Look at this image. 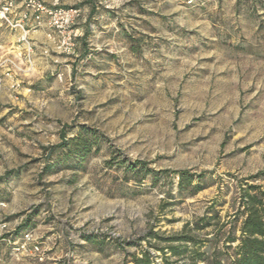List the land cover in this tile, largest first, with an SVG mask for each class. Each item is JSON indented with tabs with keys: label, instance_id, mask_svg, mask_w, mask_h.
Masks as SVG:
<instances>
[{
	"label": "rangeland",
	"instance_id": "obj_1",
	"mask_svg": "<svg viewBox=\"0 0 264 264\" xmlns=\"http://www.w3.org/2000/svg\"><path fill=\"white\" fill-rule=\"evenodd\" d=\"M75 4L88 20L80 51L51 58L38 44L21 113L0 120V264H124L141 249L160 263L159 239L211 207L239 236L240 187L264 191V0ZM65 126L68 147L47 160ZM176 171L204 174L205 189L179 195ZM25 231L43 261L12 251Z\"/></svg>",
	"mask_w": 264,
	"mask_h": 264
},
{
	"label": "trees",
	"instance_id": "obj_2",
	"mask_svg": "<svg viewBox=\"0 0 264 264\" xmlns=\"http://www.w3.org/2000/svg\"><path fill=\"white\" fill-rule=\"evenodd\" d=\"M76 7L81 8L80 6ZM79 38L77 39V49L79 48ZM68 128L66 126L63 127L61 133L63 136L62 142L47 150V160L58 149L68 147V141L64 136ZM81 132L95 136L92 130L85 127L81 129ZM74 147L76 148L74 155L77 157L81 154H88L90 151L87 141L76 143ZM142 166L143 164L139 162L131 163L128 172L138 177L143 170ZM50 170H52V167L47 164L45 171L49 172ZM150 173L154 174L153 178L156 181L158 175H167L171 172L148 171L149 175ZM173 173L179 179V195L186 194L189 197H194L205 189L203 184L205 179L204 174L197 176L188 171H176ZM12 174L13 172L10 171L6 176ZM259 177L260 175L254 178ZM4 179L5 177L0 178V182ZM210 213L212 216H210ZM234 216H236V221L242 219L239 236L231 228L226 232L227 226L233 222L221 224L217 212L211 207L202 218L185 224L180 233L168 238L159 239L166 243V247H153L160 253V263L157 262L158 257L152 254L149 249H141L138 253L129 255L130 261H125L124 264H179L180 259L184 257H187L191 263L182 264H198V262H202L203 264H264V191L261 190L260 186L240 187ZM214 220L216 223L213 225L212 221ZM211 227H214V230L210 234H205L206 236L211 235V238L199 240L193 234L194 232L206 231ZM25 233H28V231L19 233L17 238L21 235L23 236ZM234 244L236 245L233 246ZM203 248H208V251L202 252ZM172 257L178 259L173 261Z\"/></svg>",
	"mask_w": 264,
	"mask_h": 264
},
{
	"label": "built area",
	"instance_id": "obj_3",
	"mask_svg": "<svg viewBox=\"0 0 264 264\" xmlns=\"http://www.w3.org/2000/svg\"><path fill=\"white\" fill-rule=\"evenodd\" d=\"M83 16L82 8L64 6L62 0H0V26L16 37V47L9 52L0 45V91L7 84L13 98L19 99L23 77L33 68L38 44L43 56L75 58L80 36L77 26ZM38 33H43L42 43ZM56 79L62 82L63 73L57 72ZM13 246V252L30 250L39 261L44 260L43 249L31 232Z\"/></svg>",
	"mask_w": 264,
	"mask_h": 264
},
{
	"label": "crops",
	"instance_id": "obj_4",
	"mask_svg": "<svg viewBox=\"0 0 264 264\" xmlns=\"http://www.w3.org/2000/svg\"><path fill=\"white\" fill-rule=\"evenodd\" d=\"M76 0H62V4L64 6H76L75 4ZM95 5V1L91 2L90 4H87L88 7ZM86 10V9H85ZM87 17L84 15L83 18L81 19V21L78 23V32L80 35L79 38V48L78 50L80 51V46L84 41V38L86 36V25H87ZM85 25V26H84ZM5 32V36L0 39V45L3 46V48L6 51H10L11 48H15L16 47V37L15 34L10 32L9 30H7L6 28H4ZM37 38L42 40L43 39V33H38ZM23 94V88L20 91V95ZM13 92L10 91V89L8 88L7 84L4 86L3 90L0 92V120L7 118L9 119L11 115H15V113H12L11 111L13 109H15V106H18V113H21V107H22V103L19 102L18 100H15L13 98ZM16 112V114H18Z\"/></svg>",
	"mask_w": 264,
	"mask_h": 264
}]
</instances>
